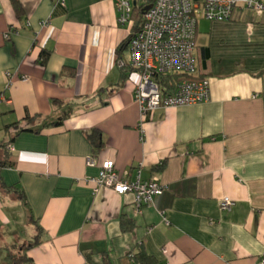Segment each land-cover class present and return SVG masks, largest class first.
<instances>
[{"label":"crops","instance_id":"obj_1","mask_svg":"<svg viewBox=\"0 0 264 264\" xmlns=\"http://www.w3.org/2000/svg\"><path fill=\"white\" fill-rule=\"evenodd\" d=\"M118 18L116 0H0V142L14 162L1 172L9 189L0 190V264H16L38 225L40 242L23 253L31 262L20 264H141L140 250L155 264H259L264 12L199 19L198 76L209 80L210 99L144 119L139 75L123 69L128 42L119 52L132 26ZM105 160L125 179L158 176L166 192L138 212L130 194L95 191L85 178ZM224 197L235 202L230 210L220 208Z\"/></svg>","mask_w":264,"mask_h":264},{"label":"built area","instance_id":"obj_2","mask_svg":"<svg viewBox=\"0 0 264 264\" xmlns=\"http://www.w3.org/2000/svg\"><path fill=\"white\" fill-rule=\"evenodd\" d=\"M57 2L66 6V0ZM146 2L147 0H116L119 24L132 26L135 7ZM147 5L151 6L144 13L142 27L137 32L131 31L129 41L130 65L139 75L134 87V97L140 107L141 119L161 107L191 105L210 99L209 80L198 76L195 51L199 19L230 20L238 8L264 12V0H153ZM11 33L12 29L6 33V37L9 38ZM174 73L194 78L182 80L174 93L164 94L156 76ZM6 76L9 85L13 72L6 71ZM5 98L0 92V102ZM10 148L13 149L12 146ZM87 164L96 166L97 161L91 156L87 159ZM85 180L96 184L95 191L100 187H108L120 195H132L138 212L167 190V185L158 176L150 181H142L140 171L136 180L123 178L122 173L116 170L113 160H105L98 175L87 176ZM234 203L231 198L224 197L220 201V208L223 211L230 210ZM259 264H264V254Z\"/></svg>","mask_w":264,"mask_h":264},{"label":"trees","instance_id":"obj_3","mask_svg":"<svg viewBox=\"0 0 264 264\" xmlns=\"http://www.w3.org/2000/svg\"><path fill=\"white\" fill-rule=\"evenodd\" d=\"M153 0H147L146 4H141L139 6H136L134 9V13H133V25H132V32H137L138 30L141 29L143 21H144V7L147 5V3H151ZM14 5L17 9L18 12L21 11V7L19 5V3L17 1H14ZM129 41L130 38L128 40H126L124 43L121 44V46H119V52L127 45H129ZM121 48V49H120ZM48 58V54L43 53L41 54V63H46ZM123 69L125 70V75L126 77L129 76V74H131L132 72L135 71V69L130 65V64H125L123 65ZM189 78H194V76H189L186 74H180V73H174V74H166V75H157L156 76V80L158 81L162 91L164 94H172L174 93L176 86L178 85V83H180L182 80L184 79H189ZM199 78V77H196ZM54 103H62L63 101H59L54 99L53 100ZM28 119H35V117L33 118H29ZM63 119L54 121V122H44L43 125L44 126H49V125H59L62 123ZM13 128H18V123H13L11 125L6 126V128L9 127ZM30 131L31 129H19L18 131ZM33 131H36L33 129ZM14 162L11 160V152L8 150V145L7 144H3L0 142V190L4 191L6 189H9L8 186H6L2 176H1V172L4 168L9 167V166H13ZM19 195L20 197H22L23 199H25V194L22 190L19 191ZM38 231H39V235L40 233H42V228L38 225ZM37 235L32 241H30L27 244L21 245L19 246V248L21 249V254L19 256V258H15L14 257V262H16V264H20L22 262H31V259L29 257L26 256L25 253L29 248H31L32 246L38 244L40 242V236ZM136 261H139L141 264H155V259L153 256L149 255L148 253H146L144 250H140L137 254L133 255Z\"/></svg>","mask_w":264,"mask_h":264},{"label":"water","instance_id":"obj_4","mask_svg":"<svg viewBox=\"0 0 264 264\" xmlns=\"http://www.w3.org/2000/svg\"><path fill=\"white\" fill-rule=\"evenodd\" d=\"M197 1V0H196ZM151 5H147L144 7V13L150 8Z\"/></svg>","mask_w":264,"mask_h":264}]
</instances>
